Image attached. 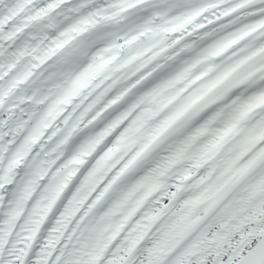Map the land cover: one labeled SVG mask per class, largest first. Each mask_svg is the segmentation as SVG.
I'll use <instances>...</instances> for the list:
<instances>
[{
    "label": "snow or ice",
    "instance_id": "obj_1",
    "mask_svg": "<svg viewBox=\"0 0 264 264\" xmlns=\"http://www.w3.org/2000/svg\"><path fill=\"white\" fill-rule=\"evenodd\" d=\"M0 264H264V0H0Z\"/></svg>",
    "mask_w": 264,
    "mask_h": 264
}]
</instances>
